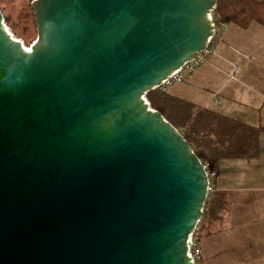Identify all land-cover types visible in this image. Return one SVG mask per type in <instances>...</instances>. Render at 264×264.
I'll use <instances>...</instances> for the list:
<instances>
[{"label":"water","instance_id":"1","mask_svg":"<svg viewBox=\"0 0 264 264\" xmlns=\"http://www.w3.org/2000/svg\"><path fill=\"white\" fill-rule=\"evenodd\" d=\"M216 0H33L0 11V264H194L207 172L152 109L214 34Z\"/></svg>","mask_w":264,"mask_h":264},{"label":"crops","instance_id":"2","mask_svg":"<svg viewBox=\"0 0 264 264\" xmlns=\"http://www.w3.org/2000/svg\"><path fill=\"white\" fill-rule=\"evenodd\" d=\"M219 29L204 63L172 96L237 125L233 142L245 153L220 160L212 183L228 203L221 230L226 222L245 225L264 212V26L222 24ZM240 214L244 218L231 219Z\"/></svg>","mask_w":264,"mask_h":264},{"label":"trees","instance_id":"3","mask_svg":"<svg viewBox=\"0 0 264 264\" xmlns=\"http://www.w3.org/2000/svg\"><path fill=\"white\" fill-rule=\"evenodd\" d=\"M216 1L217 6L213 13L215 24H234L245 28L255 22L264 26V0ZM145 98L150 107L179 132L208 175H216L220 160L245 153L233 142L232 133L236 131V124L221 120L219 116L169 95L160 88L147 93ZM227 206V201L212 189L208 193L202 219L195 230V235L200 238L202 235L211 234L208 227L221 219Z\"/></svg>","mask_w":264,"mask_h":264},{"label":"rangeland","instance_id":"4","mask_svg":"<svg viewBox=\"0 0 264 264\" xmlns=\"http://www.w3.org/2000/svg\"><path fill=\"white\" fill-rule=\"evenodd\" d=\"M33 0H0V11L2 13L5 26L9 33L19 40L25 48L30 47L36 39V30L31 10ZM217 25V24H216ZM215 41L208 51L214 46ZM182 83H170L165 87L169 95H174V91L181 89ZM211 175V186L213 187L214 174ZM228 210L226 207L224 214ZM221 215L217 223H212L208 227L211 234L202 237L196 236L197 249L202 257L201 264H264V212L255 214L245 225H235L231 222L225 224L222 229ZM232 216L231 219L244 218ZM251 215L247 216L250 218ZM219 231V232H218Z\"/></svg>","mask_w":264,"mask_h":264},{"label":"built area","instance_id":"5","mask_svg":"<svg viewBox=\"0 0 264 264\" xmlns=\"http://www.w3.org/2000/svg\"><path fill=\"white\" fill-rule=\"evenodd\" d=\"M219 25L214 26V34L213 36L210 38L209 43H208V47L211 46L213 44V42L218 39L219 36ZM205 50L204 52H202L201 54H198L194 57V60L191 61L190 63L184 65L177 73H175L174 75H172L170 78H168L166 80V82L160 87L161 90L165 91V87L170 85V83H184L187 78L199 67L204 63V59H203V55L206 54L208 52V50ZM208 193L212 191V186H211V175H208ZM199 238L196 237L195 232L194 234L190 237V242H191V246L189 249V254L193 260L194 264H200V253L197 249V245L196 242L198 241Z\"/></svg>","mask_w":264,"mask_h":264}]
</instances>
